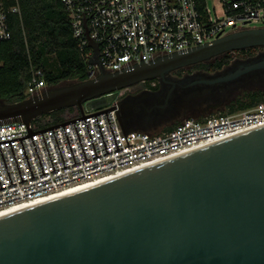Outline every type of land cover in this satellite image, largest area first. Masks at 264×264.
<instances>
[{"label": "water", "instance_id": "obj_1", "mask_svg": "<svg viewBox=\"0 0 264 264\" xmlns=\"http://www.w3.org/2000/svg\"><path fill=\"white\" fill-rule=\"evenodd\" d=\"M251 47H264V28L0 100V123L78 107L40 131L52 129L92 99ZM0 264H264V126L1 216Z\"/></svg>", "mask_w": 264, "mask_h": 264}, {"label": "built area", "instance_id": "obj_2", "mask_svg": "<svg viewBox=\"0 0 264 264\" xmlns=\"http://www.w3.org/2000/svg\"><path fill=\"white\" fill-rule=\"evenodd\" d=\"M60 2L86 62L87 79L102 71L149 63L233 32L264 28V0ZM15 13L19 14L18 6L7 7L0 0V41L11 38L10 19ZM47 87L43 71L32 69L25 98ZM96 111H85L84 118L44 131L33 120L0 123V212L264 126V100L233 113L186 117L158 133L123 130L115 110L93 114Z\"/></svg>", "mask_w": 264, "mask_h": 264}, {"label": "trees", "instance_id": "obj_3", "mask_svg": "<svg viewBox=\"0 0 264 264\" xmlns=\"http://www.w3.org/2000/svg\"><path fill=\"white\" fill-rule=\"evenodd\" d=\"M3 1L7 7L18 6L19 14L11 16V38L0 41V100L14 102L25 99L26 85L32 69L36 68L43 71L49 87L65 81L87 79L86 62L80 57L76 41L71 35L67 13L60 0ZM259 48L251 47L240 50L239 53L244 56L252 55ZM232 59L233 55L226 52L194 66L211 71L223 67ZM263 100L264 88L245 92L232 99L223 113L244 110ZM107 105L103 103L94 110ZM77 116L78 107L69 106L41 115L33 122L39 128H45ZM43 117L50 119L42 121ZM175 124L163 128V131L171 129Z\"/></svg>", "mask_w": 264, "mask_h": 264}, {"label": "flooded vegetation", "instance_id": "obj_4", "mask_svg": "<svg viewBox=\"0 0 264 264\" xmlns=\"http://www.w3.org/2000/svg\"><path fill=\"white\" fill-rule=\"evenodd\" d=\"M194 65L110 93L119 121L124 127H132L125 129L143 131L159 125L165 128L181 116H188L191 110L203 117L229 104L233 93L264 88V47L252 55L236 53L219 69L209 71Z\"/></svg>", "mask_w": 264, "mask_h": 264}, {"label": "rangeland", "instance_id": "obj_5", "mask_svg": "<svg viewBox=\"0 0 264 264\" xmlns=\"http://www.w3.org/2000/svg\"><path fill=\"white\" fill-rule=\"evenodd\" d=\"M70 82H75V81H65V82H61L60 84L56 85V86H63V85H66V84H69ZM50 87L48 86L47 89H49ZM241 93H233L230 95V98L231 97H237L238 95H241ZM112 101H113V97L110 95V94H107V95H104V96H101V97H98V98H95L93 99L92 101L88 102L86 105L84 104L83 105V109L84 111H92L96 108H98L100 105H102L103 103H107L108 105L109 104H112ZM3 102H6V103H11L9 101H3ZM223 113L225 112V106H221L219 108H217L216 110H214L213 112H209V113H206V115H210V114H217V113ZM187 115L188 116H193V117H197L196 113L194 112V110H191L189 111V114L187 112ZM187 116H181L177 122L183 120L184 118H186ZM50 118L49 117H43L42 118V121H48ZM35 126H38V124L34 123ZM135 126V125H134ZM163 126L165 125H159V126H154V127H151V128H148V129H145L143 131H146V132H149V133H158V132H161L163 131ZM137 127V126H135ZM124 128H132L130 127L129 125L125 124V127Z\"/></svg>", "mask_w": 264, "mask_h": 264}, {"label": "bare ground", "instance_id": "obj_6", "mask_svg": "<svg viewBox=\"0 0 264 264\" xmlns=\"http://www.w3.org/2000/svg\"><path fill=\"white\" fill-rule=\"evenodd\" d=\"M141 168L139 169H133V170H130V171H127L125 173H121L120 175H117V176H111V177H108V178H103V179H100V180H96L94 182H89V183H86V184H83V185H79V186H74V187H70L68 189H65L63 191H60V192H57V193H54V194H51L49 196H46L45 198L39 200V201H36V202H32V203H28L26 205H23V206H19V207H15V208H11V209H8V210H5V211H2L0 212V217L1 216H4V215H7L9 213H12V212H15L21 208H24V207H28V206H32V205H36V204H39V203H44V202H47L49 200H53V199H56V198H60V197H63V196H66V195H69V194H72V193H75V192H78V191H81V190H84L86 188H89V187H92V186H95V185H98V184H101L102 182H106L110 179H114V178H117V177H120V176H123V175H126V174H129L131 172H135V171H138L140 170Z\"/></svg>", "mask_w": 264, "mask_h": 264}]
</instances>
